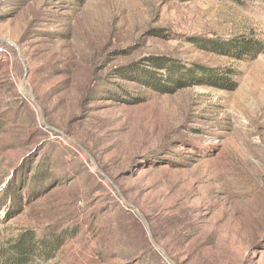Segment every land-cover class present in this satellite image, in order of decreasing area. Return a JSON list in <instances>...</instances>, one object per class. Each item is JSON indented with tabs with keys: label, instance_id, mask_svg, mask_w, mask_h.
Masks as SVG:
<instances>
[{
	"label": "rangeland",
	"instance_id": "374dc122",
	"mask_svg": "<svg viewBox=\"0 0 264 264\" xmlns=\"http://www.w3.org/2000/svg\"><path fill=\"white\" fill-rule=\"evenodd\" d=\"M0 219L63 237L29 264H264V0H0Z\"/></svg>",
	"mask_w": 264,
	"mask_h": 264
},
{
	"label": "trees",
	"instance_id": "16d2710c",
	"mask_svg": "<svg viewBox=\"0 0 264 264\" xmlns=\"http://www.w3.org/2000/svg\"><path fill=\"white\" fill-rule=\"evenodd\" d=\"M225 50L231 57L241 59L245 55H255L261 43L254 38L233 36L222 42H210ZM193 72H190L192 74ZM223 80V79H222ZM229 81L227 77L223 81ZM224 89H231L230 84L223 86ZM0 219V223H4ZM63 244V237L59 234L53 235L51 239L37 238L33 231L25 230L12 239L0 241V264H29L35 258L50 259L51 256Z\"/></svg>",
	"mask_w": 264,
	"mask_h": 264
},
{
	"label": "bare ground",
	"instance_id": "6f19581e",
	"mask_svg": "<svg viewBox=\"0 0 264 264\" xmlns=\"http://www.w3.org/2000/svg\"><path fill=\"white\" fill-rule=\"evenodd\" d=\"M263 69V68H262ZM258 86V85H257ZM211 203H213L212 201H211V198H209V197H204L201 201H194L192 204H194V206L192 207L193 209H195V210H199L200 211V207H201V205L203 206V205H207V204H211ZM192 216V215H191ZM180 217V216H179ZM194 217V216H193ZM178 221H181V220H178ZM131 222V221H130ZM218 222V221H217ZM185 226H188V224L186 225V224H184L182 227L183 228H186ZM209 231V226H208V228L207 229H204L203 230V234L205 233H207ZM159 248V247H158ZM162 249V248H161ZM164 250V249H163Z\"/></svg>",
	"mask_w": 264,
	"mask_h": 264
}]
</instances>
